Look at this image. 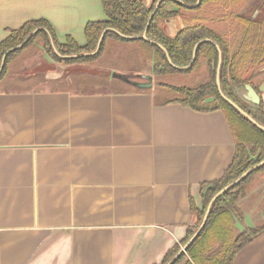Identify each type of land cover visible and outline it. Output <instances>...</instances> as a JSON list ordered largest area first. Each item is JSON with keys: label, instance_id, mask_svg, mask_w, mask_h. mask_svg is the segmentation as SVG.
Wrapping results in <instances>:
<instances>
[{"label": "crops", "instance_id": "crops-1", "mask_svg": "<svg viewBox=\"0 0 264 264\" xmlns=\"http://www.w3.org/2000/svg\"><path fill=\"white\" fill-rule=\"evenodd\" d=\"M41 18L79 46L106 20L101 0H0V41ZM166 100L153 87L0 88V264H159L234 153L221 110ZM238 206L248 227L264 218V174ZM232 264H264V233Z\"/></svg>", "mask_w": 264, "mask_h": 264}, {"label": "trees", "instance_id": "trees-1", "mask_svg": "<svg viewBox=\"0 0 264 264\" xmlns=\"http://www.w3.org/2000/svg\"><path fill=\"white\" fill-rule=\"evenodd\" d=\"M156 1L153 0L150 7H146L144 0H101L106 20L92 21L85 25V44L82 46L70 36L65 38L64 43H59L50 24L42 18L24 22L20 27L9 30L6 38L0 41V61L6 50L19 45L34 29H40L22 48L6 55L0 71V81L6 74L7 63L35 40L41 42L43 52L62 65L92 63L105 54L114 56L120 48L118 47L120 43L132 42L145 55L153 57L150 70L153 74L169 76L175 73H188L191 67L178 70L170 66L164 52L157 46L142 39L124 38L111 30L105 32L94 54L80 55L95 49L103 29H113L125 36L140 35ZM256 1L243 7L245 0H161L147 26L146 37L160 44L171 62L179 67H185L190 63L196 42L204 38L214 41L221 50L219 84L222 93L264 127V100L262 93L258 91L259 84L254 83V78L264 73L260 71L264 67V1L259 3ZM250 9L253 12L258 10L257 16L254 17ZM175 17L180 19L183 27L170 36L162 30L160 23ZM50 41L61 57L55 53ZM217 61L216 48L209 42L202 43L196 50L192 65L194 68L200 63L205 64L206 82L196 87L176 88L181 97L166 100L162 104L178 101L200 112L221 110L234 138L232 162L218 180L200 184V209L192 200L189 201L190 212L196 218L193 228L188 229L185 237L166 252L159 264H166L193 234L212 196L264 159V133L242 117L217 90L215 84ZM245 85H250L256 90L260 98L258 104L243 98L246 92ZM260 173H264V165L253 170L215 199L204 227L173 264H232L234 256L242 247L264 233V223L253 227L245 225L243 212L238 206L239 200L248 194L255 177ZM237 224L242 226L241 230L237 228Z\"/></svg>", "mask_w": 264, "mask_h": 264}, {"label": "rangeland", "instance_id": "rangeland-1", "mask_svg": "<svg viewBox=\"0 0 264 264\" xmlns=\"http://www.w3.org/2000/svg\"><path fill=\"white\" fill-rule=\"evenodd\" d=\"M152 0H144V5L149 6ZM256 0H245L243 7L253 4ZM264 0H257L260 2ZM155 5V3H154ZM242 7V8H243ZM250 12L253 10H249ZM258 10L253 12V16H257ZM160 26L162 30L168 35H174L180 28L183 27L179 18H170L167 21H161ZM114 56H102L98 61L84 65H48L40 58L42 51L41 42L35 40L28 48L24 49L16 58L10 60L6 65V74L0 81V88H14L17 89H50V88H84L90 90H128L136 89L131 85L132 82H147L150 80L151 87L156 91L159 99H179L181 97L176 88L180 87H196L198 84H203L207 79V72L204 63L197 66H191V71L186 74L175 73L169 76H159L153 74L151 65L153 57L145 55L137 48L135 43H120ZM46 54V53H45ZM17 59V60H16ZM14 60H16L14 62ZM41 71V72H39ZM139 71H144L143 75H139ZM9 72V73H8ZM85 74L80 76H71L70 78H63L49 80L53 74L73 75ZM98 73L97 76L93 74ZM43 74V75H42ZM55 74V75H56ZM90 74V75H86ZM94 76V77H93ZM105 76V77H104ZM7 78L5 81L4 78ZM53 78V77H51ZM59 78V77H55ZM264 80V73L254 78V83L260 84ZM84 82V84L82 83ZM81 84V85H80ZM150 87V88H151ZM264 100V93L262 95ZM263 175L264 173H260ZM258 175L255 177V179ZM254 179V181H255ZM253 181V183H254ZM256 217V216H255ZM264 223V218L259 220L253 226H259ZM252 226V227H253ZM242 229V226L239 228Z\"/></svg>", "mask_w": 264, "mask_h": 264}, {"label": "water", "instance_id": "water-1", "mask_svg": "<svg viewBox=\"0 0 264 264\" xmlns=\"http://www.w3.org/2000/svg\"><path fill=\"white\" fill-rule=\"evenodd\" d=\"M161 0H157L155 5H154V9L153 11L150 13V15L148 16V19H147V22H146V26L143 30V32L140 34V35H137V36H125V35H121L120 33H118L117 31L113 30V29H109V28H106V29H103L98 37V40H97V43H96V46H95V49L90 52V53H87V54H80V55H91V54H94L99 46H100V43L103 39V36L105 34L106 31H113L115 32L117 35L119 36H122L124 38H129V39H142L150 44H153L155 46H157L158 48H160L164 54H165V57L167 59V62L170 64V66H172L173 68L175 69H178V70H182V69H188L191 67V65L193 64L194 60H195V56H196V50L197 48L204 42H209L210 44H212L216 50H217V57H218V61H217V67H216V74H215V84H216V87H217V90L220 94V96L228 103L230 104L242 117H244L246 120H248L253 126H255L256 128L260 129L263 133H264V127L262 125H260L258 122H256L251 116H249L244 110H242L237 104H235L232 100H230L227 96H225L222 91H221V88H220V84H219V68H220V63H221V50L219 48V46L214 42L212 41L210 38H204V39H201L199 40L198 42H196L193 46V49H192V53H191V60H190V63L185 66V67H179V66H176L174 65L171 60L169 59L168 57V54L166 52V50L158 43L154 42V41H151L149 40L147 37H146V29H147V26L148 24L150 23L154 13H155V10L158 6V4L160 3ZM177 1V0H175ZM40 28H36L34 29L33 31H31L26 37L25 39L17 46L15 47H12L8 50L5 51V53L2 55L1 57V61H0V71H1V68L4 64V60H5V57L8 53L12 52V51H15L17 49H20L22 48V46L28 41V39L33 35L35 34V32H37ZM50 44L53 48V50L55 51V53L59 55V53L56 51V49L54 48L53 46V43L52 41H50ZM80 55H77V56H80ZM76 56V55H75ZM61 57V56H60ZM260 71H264V67L261 68ZM132 86H134L135 88H138V89H148L151 87V82L150 80L147 81V82H132L131 83ZM245 94L243 95V98L248 101V102H251L253 104H258L260 102V98L258 96V93L256 92V90L250 86V85H245ZM258 91L261 92V93H264V80L261 82V84L258 86ZM264 165V159L259 162L258 164L248 168L245 172H243L239 177H237L235 180H233L232 182L228 183L227 185H225L224 187H222L219 191H217L213 196L212 198L210 199V201L208 202L207 206H206V209H205V212L203 214V217L199 223V225L197 226V228L193 231V234L189 237V239L185 242V244L181 245L179 250L177 251L176 254H174V256L166 263V264H173L174 261L182 254L185 252L186 248L196 239V237L198 236V234L200 233V231L202 230V228L204 227V224L206 222V219H207V216L210 212V209L212 207V204L213 202L215 201V199L217 197H219L220 195H222L223 193H225L226 191H228L229 189H231L233 186H235L237 183H239L241 180H243L249 173H251L253 170L257 169L258 167Z\"/></svg>", "mask_w": 264, "mask_h": 264}, {"label": "flooded vegetation", "instance_id": "flooded-vegetation-1", "mask_svg": "<svg viewBox=\"0 0 264 264\" xmlns=\"http://www.w3.org/2000/svg\"><path fill=\"white\" fill-rule=\"evenodd\" d=\"M260 84H261V83H260ZM260 84H259V85H260ZM262 95H263V93L261 94V96H262ZM262 98H263V97H262Z\"/></svg>", "mask_w": 264, "mask_h": 264}]
</instances>
